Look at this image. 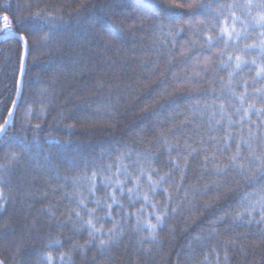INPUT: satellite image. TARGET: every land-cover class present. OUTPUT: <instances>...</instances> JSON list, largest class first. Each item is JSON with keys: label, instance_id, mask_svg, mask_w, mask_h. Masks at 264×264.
Returning <instances> with one entry per match:
<instances>
[{"label": "trees", "instance_id": "obj_1", "mask_svg": "<svg viewBox=\"0 0 264 264\" xmlns=\"http://www.w3.org/2000/svg\"><path fill=\"white\" fill-rule=\"evenodd\" d=\"M203 2L212 10L189 25L187 15H169L168 0H0V16L21 21L15 30L28 37L29 48L19 104L0 137V165L7 166L13 153L19 157L0 173L7 200L0 211L3 264H46L49 253L51 264H264L260 205L251 216L236 219L246 197L264 196V176L252 167L250 180L229 165L241 129H229L226 117L217 126L211 117L216 111L220 119L221 102L235 103L227 92L220 97L221 80L228 78L220 52L226 57L234 47L225 50L220 40L209 51L205 43L219 32L212 24L223 20L212 11L232 0ZM37 12L57 19H31ZM259 31L240 47L258 42ZM22 54L18 37L0 40V116L16 99ZM256 56L253 50L247 59ZM205 57H211L207 64ZM255 72L245 67L234 80L237 93L247 81L249 100L253 88L264 86V79L254 83ZM248 128L245 123V138ZM253 149L264 157L260 139ZM242 151L248 157L247 148ZM120 158L130 168L137 161L150 164L154 178L170 174L163 184L172 197L168 216L155 242L141 243L148 233L135 232L133 218L109 247L102 250L99 237L85 246L88 229L75 212L87 219L77 204L78 191L87 195V185L75 181L108 165L114 171ZM103 194L99 188L97 195ZM154 199L162 210L166 194L158 191ZM122 202L127 206V198ZM97 214L104 215L103 209ZM122 215L114 209L115 220ZM101 225L112 228L113 219Z\"/></svg>", "mask_w": 264, "mask_h": 264}, {"label": "snow or ice", "instance_id": "obj_2", "mask_svg": "<svg viewBox=\"0 0 264 264\" xmlns=\"http://www.w3.org/2000/svg\"><path fill=\"white\" fill-rule=\"evenodd\" d=\"M212 8V4L204 3L203 0H168L166 11L171 16L187 15L189 17L187 22L191 25L193 20H198L202 17L205 10H212ZM212 15L217 21H221V17H223V20L219 25L216 23L212 24L213 29L219 26V32L216 37L207 36L205 43L209 51L220 40L224 42L225 50L230 45L234 47V52L228 53L226 57L223 51L220 52V67L228 70L227 80H221L220 97L223 98L224 93L227 92L230 101H234L235 103H229L226 106L221 102L218 105L220 119H215L217 115L216 111L211 113V117L217 126H220L226 117L229 129L235 126L241 129L240 139L235 144V153L229 157L228 163L251 180L255 178V173L251 171L252 167H255L261 176H264V157L254 155L253 149V143L257 139H260L264 143V136H261V133H264V86L253 88V92L251 93L252 99L249 100V85L247 81H244L243 91L237 93L235 91L234 80L245 67L256 68L254 83L255 79H264V0H242V2L241 0H232L226 7L224 5L217 6L212 11ZM31 19L54 22L57 17L37 12ZM20 23L19 19L14 21L8 15L0 16V40H4L5 37L16 36L23 46V54L20 56L21 79L17 82L16 99L12 100V107L7 109V115L0 116V119H3V123H0V137L4 136L8 127L13 122L15 108L18 107L19 97L23 89V74L26 70V58L29 48L28 37L22 33H17L15 30L19 27ZM256 29L260 30L258 42L253 40L252 43H244L240 47L241 42L247 41L251 32ZM253 50L257 51V56L251 60L247 59ZM204 59L206 64L211 61V57H205ZM181 83L183 82L177 81L178 85ZM257 103L261 104V107H257ZM237 104L239 107L236 106ZM30 114L31 108L28 109V115L30 116ZM253 115L258 120H252ZM212 120H210V123H212ZM245 123L249 124L246 138L243 135ZM39 127V125H35L36 129ZM253 128L257 131H253ZM231 135V132L226 133V136L229 138ZM165 143L167 142L165 141ZM225 143H228L227 139ZM244 148L248 150V157L243 155L242 150ZM168 150L172 151L173 146L168 145ZM139 155L137 154L138 157ZM144 155L147 157L149 154L145 153ZM18 158L17 154L13 153L7 166L0 165V173L6 174L8 168ZM124 159L120 158L118 160L114 171L113 166L108 165L106 169L93 170L90 177L83 176L77 178L75 181L77 184L83 181L87 185V195H84L82 191H78L77 193L78 207L86 213L87 219L82 216L81 211L75 212L77 219L83 221V226L88 229L90 239L86 241L85 246L94 244L96 238L99 237L100 248L103 250L109 247L123 235L124 229L121 225L133 218L135 220L134 231H147L148 233L146 238L141 239V243L155 242L158 238V229L164 225L169 213L168 206L171 204L172 197L168 189L163 187V184L166 180L170 179V174L165 173L164 175H159L158 178H154V175H158L156 170L151 168L150 164L142 165L138 161L131 165V168L135 169V172H133L130 166L124 163ZM127 159H131V157L128 156ZM205 159L207 160V158ZM245 159L248 160L247 166L244 163ZM216 172L217 175H222L224 169L218 168ZM0 179H2V176H0ZM145 183L147 187H144ZM99 188L104 189L102 196L97 195ZM158 191L166 194V202L163 204L162 210L161 202L154 199ZM124 198H127V206L122 202ZM246 199L249 202L245 206V211L237 214V220L242 219L244 215L251 216L257 204L260 205L262 213H264V196H261L256 201L251 200L250 197H246ZM89 201L94 204V207H88ZM6 203V197L2 188H0V211L5 209ZM136 204H139L140 207L135 208ZM101 209H103L104 215L97 214ZM114 209L117 210V215L123 213L120 220H115L113 217ZM171 211L175 214L177 209L173 207ZM105 219H113L112 228L105 230L103 225L97 227L99 221ZM262 219H264V215H262ZM63 259L64 254H61V260ZM45 260L46 264H51L53 260L51 253L46 256ZM0 264H3V262L0 261Z\"/></svg>", "mask_w": 264, "mask_h": 264}, {"label": "water", "instance_id": "obj_3", "mask_svg": "<svg viewBox=\"0 0 264 264\" xmlns=\"http://www.w3.org/2000/svg\"><path fill=\"white\" fill-rule=\"evenodd\" d=\"M16 37V36H15ZM21 79V76H20V78H19V80Z\"/></svg>", "mask_w": 264, "mask_h": 264}]
</instances>
